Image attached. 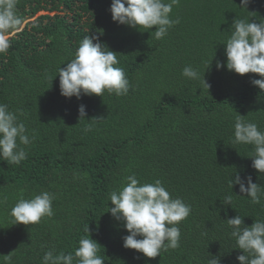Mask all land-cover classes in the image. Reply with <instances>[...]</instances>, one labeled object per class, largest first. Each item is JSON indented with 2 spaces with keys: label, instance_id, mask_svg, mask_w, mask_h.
Masks as SVG:
<instances>
[{
  "label": "trees",
  "instance_id": "1",
  "mask_svg": "<svg viewBox=\"0 0 264 264\" xmlns=\"http://www.w3.org/2000/svg\"><path fill=\"white\" fill-rule=\"evenodd\" d=\"M111 3L18 0L26 22L0 54V103L35 139L20 165L0 159V264H43L52 248L74 252L85 225L105 264H207L210 255L239 264L243 253L223 220L239 214L250 227L264 219V201L252 204L228 181L238 172L264 185V174L252 168V146L232 143L233 125L239 114L264 130V91L251 84L257 74L217 70L216 61L226 64L223 43L235 19H264V0H250L247 9L241 0H180L171 14L180 23L162 40L114 23ZM89 34L117 53L131 85L126 96L61 95L58 69ZM187 65L206 72L209 90L182 76ZM81 104L87 117L80 121ZM133 173L141 183L161 180L192 208L179 224L180 246L155 259L125 249L129 233L107 213L110 192ZM42 191L56 196L54 216L14 225L10 211L21 195ZM230 192L233 208L220 201Z\"/></svg>",
  "mask_w": 264,
  "mask_h": 264
},
{
  "label": "clouds",
  "instance_id": "2",
  "mask_svg": "<svg viewBox=\"0 0 264 264\" xmlns=\"http://www.w3.org/2000/svg\"><path fill=\"white\" fill-rule=\"evenodd\" d=\"M180 0H112L110 12L114 23L127 26L140 32H150L151 39L165 38L169 30L180 23L172 18L174 6ZM250 0H241V9H247ZM18 0H0V54L6 53L12 46L10 36L25 24V18L18 13ZM156 30L152 32L151 30ZM148 30V31H142ZM230 35L226 39V64L216 61V69L227 68L240 76L257 74L261 79H252L251 84L264 91V19L252 22V19L237 18L233 21ZM102 35V33H101ZM216 56V53H215ZM215 58V57H214ZM210 64H207L209 70ZM117 53L100 39V35H87L76 49L75 56L58 69L59 88L63 97L78 100L82 96L104 97L115 94L126 96L131 87ZM206 73V72H205ZM198 67L187 65L182 76L197 81L201 89L210 85ZM51 80V76H46ZM79 120L86 119V105L78 109ZM101 119V118H100ZM100 119H93L99 121ZM90 130V128L86 129ZM35 137L29 134L26 124L19 114L0 103V159L8 165H20L27 159L26 147ZM233 144L252 146L250 158L252 168L264 174V130L253 121L241 115L235 116L233 125ZM78 178V177H77ZM126 183L109 194L113 207L107 213L118 222H122L129 233L123 237V247L142 253L149 259L160 257L162 252L177 249L180 246L181 231L179 224L191 214V205L182 198H172L171 193L159 179L152 183H141L135 173L128 175ZM239 186L242 196L251 199L252 204L261 205L264 201V185L254 183L251 175L242 177L238 172L228 181L233 190ZM238 196V195H237ZM54 193L42 191L30 199L19 198L10 211L15 224L34 225L44 218L54 216ZM221 201L225 207L233 208L234 197L230 192ZM244 218L236 215L223 220L229 236L235 241L237 249L243 254L237 256L239 264H264V219H255L249 227ZM84 236L78 241L74 252L45 251L43 264H105L100 255L101 245L92 239L89 225L83 228ZM207 264H221L220 256H211Z\"/></svg>",
  "mask_w": 264,
  "mask_h": 264
},
{
  "label": "rangeland",
  "instance_id": "3",
  "mask_svg": "<svg viewBox=\"0 0 264 264\" xmlns=\"http://www.w3.org/2000/svg\"><path fill=\"white\" fill-rule=\"evenodd\" d=\"M43 14H45L44 12H41V13H39L37 16H39V15H43ZM53 15V14H52Z\"/></svg>",
  "mask_w": 264,
  "mask_h": 264
}]
</instances>
